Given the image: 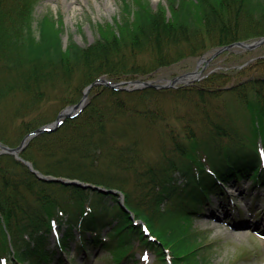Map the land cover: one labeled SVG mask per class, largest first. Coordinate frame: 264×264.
Here are the masks:
<instances>
[{
    "label": "trees",
    "instance_id": "16d2710c",
    "mask_svg": "<svg viewBox=\"0 0 264 264\" xmlns=\"http://www.w3.org/2000/svg\"><path fill=\"white\" fill-rule=\"evenodd\" d=\"M38 1L0 0V141L8 145L49 121L52 111L78 102L99 76L137 78L264 35V0H165L155 8L149 0H122L117 16L97 22L91 43L80 45L68 33L64 46L63 20L52 14L37 20ZM256 63L264 70V58ZM220 79L212 72L167 89L95 85L79 114L33 137L20 152L42 173L119 189L126 209L115 195L44 181L13 155L0 154V257L53 264L77 233L86 246L100 243L97 236L108 229L121 236L115 261L124 245L136 243L153 251L157 264L166 254L171 264H215L214 245L194 227L217 186L214 178L264 180V174L249 173L259 141L264 148V75L224 88L236 117L232 111L224 117L207 113V102L221 96ZM168 94L192 96L191 106L203 117L175 128L158 105ZM11 129L15 135L9 136ZM55 226L61 236L52 248Z\"/></svg>",
    "mask_w": 264,
    "mask_h": 264
},
{
    "label": "rangeland",
    "instance_id": "374dc122",
    "mask_svg": "<svg viewBox=\"0 0 264 264\" xmlns=\"http://www.w3.org/2000/svg\"><path fill=\"white\" fill-rule=\"evenodd\" d=\"M121 2L122 0H39L35 6V18L39 20L51 14L60 17L65 26L64 35L66 32L70 33L80 45H87L97 37V22L112 20L117 16ZM162 2L164 0H149L153 8ZM231 52L233 54L218 53L208 62L203 60L199 63L200 56L188 58L161 66L143 76L139 75L138 78H152L165 82L166 79L193 70L199 63L198 68L203 67L202 74L219 73L221 75L219 81L223 86L220 88L221 96L212 98V103L207 102L208 115L224 117L232 111L236 117L235 103L230 95L225 94L224 88L254 76L264 75L263 68L256 63L258 58H264V43L252 49L235 47ZM208 56L210 55L206 54L203 57ZM221 82H216L215 85ZM191 97L184 94H168L159 99L158 105L166 111V119L175 128L193 117L194 119L195 117L198 119L199 115L203 117L202 110L191 106ZM56 117L57 114L52 111L48 116L50 120L44 124L52 122ZM236 119L238 123L242 121ZM11 135H15L14 129L9 132V136ZM152 139L154 143V138ZM151 151H155V146ZM208 200V204L202 209V216L194 219V227L206 234L208 242L214 245V263L264 264V184H253L249 178H242L237 182L230 181L229 184L226 183L223 193H212ZM55 242L56 234L51 233L50 246L54 247ZM85 252L88 256L85 253L78 255L73 244L68 253L72 262L67 261L64 264H118L113 260L108 248L89 247ZM142 259L148 264H153L154 254L147 252L142 256L136 252L132 258L119 264H137ZM10 262L13 264L12 260Z\"/></svg>",
    "mask_w": 264,
    "mask_h": 264
},
{
    "label": "water",
    "instance_id": "95a60500",
    "mask_svg": "<svg viewBox=\"0 0 264 264\" xmlns=\"http://www.w3.org/2000/svg\"><path fill=\"white\" fill-rule=\"evenodd\" d=\"M66 39L67 38L64 37V44H65ZM263 42H264V36L258 39H255L251 42L236 41L228 45L217 48L216 50H214V52L212 53L210 57L204 60L205 62H208L212 56H214L215 54H217L218 52L224 49H229L232 47H240L242 49H252V48L259 46ZM202 70H203V67L200 70L196 68L193 71L185 72L180 75L174 76L173 78L166 79L165 82H159L158 80H154V79H132V80H127V81H111L103 77H98L84 88L82 98L80 99L78 103L63 108L52 122L41 125L31 130L30 132H28L21 139L18 145L9 146V145H6L0 142V153H9V154L14 155L17 159H20L21 161H23L29 167V169L37 175L39 179H42L44 181L60 182V183L67 184V185L73 184V185H76V186H79L85 189L91 188L93 190L97 189L99 191H107V192L116 193V190L114 189H106L105 187H102L96 184H91L89 182H84L76 178H68V177L47 175V174L41 173L37 169H34L32 164L29 161L23 159L19 155V153L25 147L29 139L40 134L41 132L52 131L56 129L62 122L63 118L74 116L77 113H79L86 103L88 91L95 84L103 83L105 85H108L113 88H118V89L142 88V87H155V88L174 87L176 86L177 83H189L194 80H197ZM120 195L122 194L120 193Z\"/></svg>",
    "mask_w": 264,
    "mask_h": 264
}]
</instances>
